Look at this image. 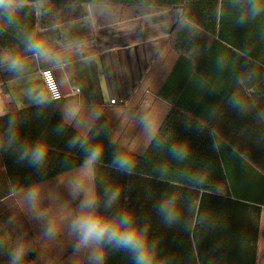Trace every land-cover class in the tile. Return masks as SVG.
Masks as SVG:
<instances>
[{
	"label": "crops",
	"instance_id": "crops-1",
	"mask_svg": "<svg viewBox=\"0 0 264 264\" xmlns=\"http://www.w3.org/2000/svg\"><path fill=\"white\" fill-rule=\"evenodd\" d=\"M252 2L201 3L192 12L193 19L185 16L184 6L174 5L108 25H101L95 7L86 3L82 5V18L49 28L41 26L42 6L26 2L16 12L13 24L0 14V61L10 54L20 57L24 64L23 70L9 71L0 62V116L8 112L10 103L22 109L49 101L40 71L52 68L61 70L59 74L70 90L60 101L65 121L80 133L89 134L104 118L113 124V142L129 152L143 154L166 118L168 124L181 118L187 125L198 120L184 149L186 155L171 168L168 180L261 204L257 264H264V175L228 143L217 145L219 134L206 125L212 120L218 124L226 120L220 113L228 91L230 101L226 106L230 107L232 121L238 111L240 74L247 75L242 83L253 91L255 82L251 81L256 72H262L255 65H241L238 48L241 41L248 47L255 42L253 36H240L241 27L264 18V0H255L260 8L255 16ZM212 7L215 15H208ZM207 25L216 26L215 34L206 29ZM27 35L49 47L52 58L36 59L26 51L23 40ZM177 45H182L184 58L178 76L166 86V100L159 93L179 60ZM176 104L189 107L200 120L175 108ZM259 104L264 105V100ZM247 106L251 112L256 110L254 100ZM70 107L80 109L75 119L66 116ZM104 128L101 136L110 131L109 125ZM166 134L175 136L176 132L169 130ZM95 145L110 155L106 143ZM95 145L93 141L90 146ZM76 183L82 185L78 195L73 194ZM31 191L38 192L35 201L28 198ZM90 192L96 195L93 166L86 172L83 165L3 199L0 222L6 224L3 217L14 220L16 231L23 234L27 221L41 264H90L92 250H77V237L69 228L80 212L81 200ZM50 229L51 234L46 235ZM97 251L103 254L102 246ZM153 257L154 264L174 263L169 255Z\"/></svg>",
	"mask_w": 264,
	"mask_h": 264
},
{
	"label": "trees",
	"instance_id": "trees-1",
	"mask_svg": "<svg viewBox=\"0 0 264 264\" xmlns=\"http://www.w3.org/2000/svg\"><path fill=\"white\" fill-rule=\"evenodd\" d=\"M212 1L216 2L26 0L42 6L43 28L82 18V5L86 3L95 7L99 23L108 25L165 11L174 5L184 6L185 16L193 19L191 14L195 8L201 3ZM243 9L248 13L247 6ZM215 11L212 7L208 15H215ZM206 29L213 34L216 32V26L207 25ZM248 35L255 37V42L253 47H248L242 41L238 45L242 53L251 56L246 57L241 53V65H255L260 68L258 71L262 72H256L254 81H251L252 84L255 82L252 85L253 91H250V86L244 85L247 75L240 74L241 87L237 91L238 111L232 121L229 117L230 107L226 106L230 101L228 91L225 93L220 113L226 120L220 124L212 120L206 125L219 134V137H216L217 145L221 141L228 143L264 175V105L259 104L264 100V18H258L252 26L241 27L240 36L244 38ZM177 47L180 52L179 60L159 93L166 100V86L178 76L184 58L182 45ZM241 69L247 70L246 67ZM249 77L250 80L252 74ZM252 99L256 102V110L251 112L247 103H252ZM60 101L49 100L22 109L10 103L8 112L0 116V202L20 190L82 167L86 153L79 146H69L74 137L86 138L88 145L93 141L94 145L104 142L110 149V155L102 152L93 165L98 211L107 217L131 214L134 224L144 234L146 248L153 264V255H169L170 261H174L173 264L188 260L195 261L196 264H257L263 211L261 204L168 180L171 168L179 161L173 155V149L186 148L195 127L200 123L198 120H194L192 125H187L181 118L179 122L168 124L166 118L147 150L143 154H135L113 142V124L104 118L99 119L89 134L80 133L63 118ZM174 106L200 120V115L189 107L180 104ZM181 115L184 114L181 112ZM107 125L110 127L109 133L101 136ZM169 130H174L175 136H168L166 132ZM37 144L47 149L46 160L39 168L19 158L22 151L30 150ZM117 152L129 157L133 162L134 167L130 174L118 170L113 165V155ZM116 190L119 191L117 200L111 207L105 208L109 196ZM165 200L175 202L178 215L172 223L165 222L157 211L159 204ZM3 219L6 224L0 222V264H11L13 253L20 247L24 249L20 264H41L27 221L24 222L26 228L23 234H20L16 231L14 220L5 217ZM102 250L104 264H135L132 254L128 251L116 250L107 244L102 246ZM163 264L169 263L166 261Z\"/></svg>",
	"mask_w": 264,
	"mask_h": 264
},
{
	"label": "clouds",
	"instance_id": "clouds-1",
	"mask_svg": "<svg viewBox=\"0 0 264 264\" xmlns=\"http://www.w3.org/2000/svg\"><path fill=\"white\" fill-rule=\"evenodd\" d=\"M26 0H0V14L6 18L8 24L15 23L16 12L23 8ZM260 11L258 4L253 0L251 4L252 15L255 16ZM23 43L25 49L33 54V57L40 60H49L53 53L43 42L35 40L31 35L25 36ZM6 64L9 71L23 70V61L18 56L5 55L0 61ZM80 112L78 107H70L66 116L75 119ZM70 147L84 149L86 158L84 170L87 172L98 161L101 156L102 148L99 145L90 146L86 138L74 137L69 144ZM173 155L178 159L184 158L186 153L182 148L173 149ZM47 156V149L43 145L37 144L30 150L25 149L20 154V160H27L32 166L42 167ZM113 165L120 171L131 173L134 165L131 159L119 152L114 153ZM82 185L76 183L73 186V194L78 195ZM38 196L37 191L28 194L29 200L35 201ZM119 191H113L105 203V208H109L117 200ZM99 202L95 193H89L80 202V212L72 220L69 228L77 237V250L91 249L89 256L90 264H103L104 256L97 251L101 246L111 245L116 250H125L132 254L135 264H151V258L146 248L143 232L134 224L131 214L123 213L116 217H107L98 211ZM158 213L164 218L165 222L172 223L177 218L175 202L165 200L157 208ZM146 231V229H145ZM47 234H51V229ZM24 249L18 248L12 255L11 264H20Z\"/></svg>",
	"mask_w": 264,
	"mask_h": 264
},
{
	"label": "built area",
	"instance_id": "built-area-1",
	"mask_svg": "<svg viewBox=\"0 0 264 264\" xmlns=\"http://www.w3.org/2000/svg\"><path fill=\"white\" fill-rule=\"evenodd\" d=\"M40 75L50 100L57 101L65 97L54 69L44 68L40 71ZM112 102L114 103L115 100Z\"/></svg>",
	"mask_w": 264,
	"mask_h": 264
},
{
	"label": "water",
	"instance_id": "water-1",
	"mask_svg": "<svg viewBox=\"0 0 264 264\" xmlns=\"http://www.w3.org/2000/svg\"><path fill=\"white\" fill-rule=\"evenodd\" d=\"M55 73H56V76L58 78V81L60 83V86H61L64 94L70 93V90L68 89L66 80L64 79V77L61 74H59V73H61V70L57 69V70H55Z\"/></svg>",
	"mask_w": 264,
	"mask_h": 264
},
{
	"label": "rangeland",
	"instance_id": "rangeland-1",
	"mask_svg": "<svg viewBox=\"0 0 264 264\" xmlns=\"http://www.w3.org/2000/svg\"><path fill=\"white\" fill-rule=\"evenodd\" d=\"M176 264H196V262L195 261H192V260H188V261L179 262V263H176Z\"/></svg>",
	"mask_w": 264,
	"mask_h": 264
}]
</instances>
